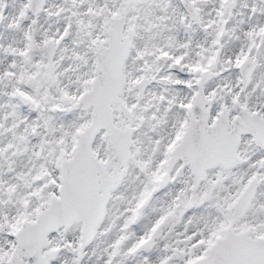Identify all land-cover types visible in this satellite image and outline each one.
Returning <instances> with one entry per match:
<instances>
[{
    "label": "snow or ice",
    "instance_id": "obj_1",
    "mask_svg": "<svg viewBox=\"0 0 264 264\" xmlns=\"http://www.w3.org/2000/svg\"><path fill=\"white\" fill-rule=\"evenodd\" d=\"M0 264H264V0H0Z\"/></svg>",
    "mask_w": 264,
    "mask_h": 264
}]
</instances>
